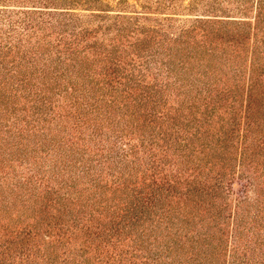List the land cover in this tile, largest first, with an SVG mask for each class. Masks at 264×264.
I'll use <instances>...</instances> for the list:
<instances>
[{
    "label": "rangeland",
    "instance_id": "rangeland-1",
    "mask_svg": "<svg viewBox=\"0 0 264 264\" xmlns=\"http://www.w3.org/2000/svg\"><path fill=\"white\" fill-rule=\"evenodd\" d=\"M244 1L0 0V15L4 10L19 11L18 14H14L18 20L26 16L25 13H21L26 9H33L35 6L44 8L42 13L30 14L34 17L29 16L28 23H17L16 27H9L7 21L0 22V35H2L0 38L10 39L8 45L0 46V87L6 88V91L2 92L7 95L11 94V98L4 105L5 109L0 106V160H3V163L0 162V185L2 186L0 189V264H196L198 261H192L189 258L188 260L176 261V251H173L174 249L171 252L169 249H164L163 252L159 251L155 254L156 244L153 237L150 239L154 242L153 244L147 241L143 248H139L133 240L135 234L124 232L116 236L117 221L120 219V216H116L113 212L116 206L103 210V204L119 202L124 205L125 202L129 201L131 197L124 195L112 198L115 194L112 190L117 186L120 187V190L116 193L120 194L123 190H126V193L131 192L134 186L140 188L149 184L152 190H155L158 194L155 197L157 213L174 207H178L182 213L194 211L198 215L196 218L199 221L195 231L197 229L204 231L207 228L206 225L203 226L204 222L199 218L207 215L212 216L214 212L219 210L223 211L222 226H220L218 219L215 221L213 216L211 218L213 222L217 223V226L211 230L212 235L216 232V237L220 236L219 229L225 228L223 236L224 250L220 256L221 262L219 261V264H236L233 262L234 244L238 248L235 254H237L240 264H264V152H260L262 155L260 153L255 156L251 155L254 160L248 159L245 163L244 160L240 161L239 153L234 152V162L232 164L231 160L229 166V168L232 166L231 169L234 170L228 174H232L234 179L236 178L235 180L238 181L235 183L234 189H231L230 180H228L231 177L228 175L225 180L223 176V173L228 171L229 168L216 167L215 171H210V164H205L200 169L195 168V165L176 163V154H169L166 157L165 147L148 143L150 148L147 154L149 156L148 162L144 163L137 160L136 163L132 164V168H140L141 170L137 176H132L134 183L123 186V182H114L116 177L111 175L109 171L103 170V163L100 162L105 161L106 158H103L101 154L95 155L94 153L104 149L102 143L105 146L109 144V134H112L113 131L105 127L103 132L106 133L96 132L95 121L97 120H95V116L98 112L95 109L94 111L91 109L93 112H89L90 114L87 115L91 118L89 120L90 127L84 124L78 105L75 104V97L69 94L71 87L68 88V91H65L57 85V79L54 70H52L56 65H59L58 67L66 65L63 61H52V58H57L59 54H63L62 57L66 62L71 61L64 53L68 51L56 46L63 43L61 40L65 37L66 32L61 21L64 23L68 18H83L86 21L80 24L86 26L90 24V26L95 27L101 22L109 21L106 19L103 21L100 17H91L93 12H99L100 9L112 10V16L117 14L118 11L123 13L144 11L148 12V16L142 19V24L145 26L159 24V29L176 35L180 28L190 26L197 16L218 14L254 16L256 13L254 7L249 11L241 9ZM91 18L92 20H89ZM250 28L249 25H244V29ZM230 43V41L227 42L224 48L216 47L217 52L241 50L236 52H240L242 58L238 59V63L233 58L232 60L229 59L224 65L226 74L222 73L223 75L219 81L225 84L237 83L239 86L240 100L237 107L240 111L238 114L240 118L241 115L245 114L247 100L252 101L257 95L253 90L258 80L257 86L259 87L257 88L259 91L264 92V65L260 63L256 65L249 61L250 53L247 51L256 49L252 44L253 40H246V43L250 44L248 49ZM25 44H29V48L26 49ZM84 55H79V58H83ZM89 56L92 58L93 53ZM160 67H163V71H161L163 77L158 74L160 73ZM167 69V65L161 63L156 65L155 62L152 70L158 76L155 80L171 84H176L178 79L183 82L181 78L176 77L174 74L167 76ZM45 74H48V76H45ZM154 76V73H151L146 80L153 81ZM201 79L200 84L208 87L209 83L205 82L206 79L202 77ZM52 82H55V84L49 93L46 87L50 88ZM249 83H252L251 85L255 83L253 89ZM30 90L31 93H29ZM60 90L62 91L60 92ZM173 96L175 97L171 98L170 106H168L171 112H174L172 106H180L185 98V92H180L178 101H176V93ZM43 101L46 102L44 105L45 110L41 115L35 110V106L37 103H40L39 105L44 104ZM121 102L123 104V101ZM162 109L164 110L163 107H159L157 110ZM230 115L225 114L228 117ZM163 118L164 114L160 113L154 117L150 116L146 122L149 126L148 132L164 133V130L160 129V125L164 123ZM215 118L219 119L217 116ZM261 119L263 120L264 129V118L261 117ZM80 124L83 125V134H81ZM219 125L220 123L213 121L214 127ZM53 131H57V133L51 135ZM36 133L48 134V136H37ZM20 134H23V137L19 136ZM137 134L139 133L129 135L128 138L133 136V141L137 142L139 139ZM56 136L61 139L57 144V148L53 144L50 145V148L43 147L45 142H50ZM82 136H85V138ZM262 138L264 139V137ZM38 139L42 141L41 145L37 143ZM239 139L240 137L236 139V146L241 150L244 144H240ZM8 141H10L9 144ZM28 141H31L29 147L26 145ZM160 142L162 143L163 139H160ZM83 143L89 144L85 150V160L91 159L93 154L94 158L99 159V162L94 160V165L91 168L92 175L96 178L95 182L111 188L105 191V195L99 191L97 197L101 203L97 204V207L100 210H94L93 213H91V210L78 212L81 208L78 204H75L77 199L75 192L78 185L71 186L76 179L64 174L58 181L54 180V176L59 173V170L51 167L54 165L60 147H65L67 151L73 153L75 150L80 149L79 147L84 149L86 145ZM261 144L264 148V142ZM12 145H19L22 150L20 149L19 153L13 155V166L10 167L7 166L6 156H9ZM28 148L32 157H28L26 154ZM36 156L38 160L34 159ZM27 158H30L28 163ZM32 162L35 166H37V163L45 162L47 167L41 171V174L36 176L37 178L42 176L44 179L38 181L34 176L31 178L30 184L38 185L43 189L47 185L59 189L60 194L63 195L62 197L67 203L66 208H63L56 193L50 194L51 198L46 199L48 203L47 210L43 213L42 220H52L54 218L53 222L58 223L57 228L54 230L48 229L46 222H43V225L38 226L37 229L34 228L33 225L37 219L31 217L29 211L28 214L21 215L20 213L22 211V201L18 203L17 208L12 209L9 213V209L6 210V208L14 207L12 206L14 198L21 200L24 196H29L27 190H30L31 186H27L26 183L21 185L20 177L21 174L25 176L33 175L34 172L30 168ZM64 171L65 169L62 170V172ZM201 178L208 181L201 183L199 181ZM59 181L61 182L59 183ZM247 181L251 183V186L247 191L248 194L243 196L241 185ZM87 184L92 185V183ZM62 185H64V188L60 189ZM83 185H86V183L84 182ZM99 188L101 187L99 186ZM148 191H151V189ZM65 192L68 193L65 194ZM13 194L14 197L12 198ZM44 196L42 195V198ZM120 196H124V202L120 200ZM3 198V205L5 204V206H2ZM26 203L28 206L31 205L29 201ZM45 205L44 203V208ZM242 208L244 221H241L243 228L241 227L242 231L240 232L236 230L240 225L237 226L234 217H237L235 215ZM102 212L104 213L102 214ZM76 217L79 220L75 222L74 218ZM211 219H205V224ZM8 223L9 225H7ZM120 226L123 227V225ZM206 235L208 234H203V237ZM215 243H218V238H212L210 243L208 239L207 245L208 247H214ZM96 245H100L101 248L97 249ZM119 253L124 255L122 260ZM211 258L212 256L209 259L202 260L203 264L215 263ZM107 260L109 263H105Z\"/></svg>",
    "mask_w": 264,
    "mask_h": 264
},
{
    "label": "trees",
    "instance_id": "trees-1",
    "mask_svg": "<svg viewBox=\"0 0 264 264\" xmlns=\"http://www.w3.org/2000/svg\"><path fill=\"white\" fill-rule=\"evenodd\" d=\"M253 7L256 10L254 16L223 14L197 16L190 26L180 28L176 35L159 29V24L152 26L142 24V19L148 16V12L144 11L135 13L118 11L112 16V10L100 9L99 12H93L91 17H100L103 21H105L104 19L109 21L101 22L95 27L90 26V24L87 26L80 24L86 20L79 17L68 18L64 23L61 21V24L65 26L66 34L61 40L63 43L56 46L68 51L64 53L71 61L66 62L62 57L63 54H59L57 58H52V61L59 60L66 64L61 67L56 65L52 69L57 79L56 84L65 91L71 87L69 94L75 97V104L78 105L84 124L90 127L89 120L91 118L87 115L95 109L98 112L95 116V120H97L95 121L96 132L106 133L103 132L105 127L113 131L112 134H109V144L105 146L102 143L104 149L94 153L95 155L101 154L103 158H106L100 163H103V170L109 171L111 175L116 177L114 182H123V186L134 183L132 176H137L141 169L132 168V164L136 163L137 160L144 163L148 162L149 156L147 154L150 149L148 143L165 147L166 157L169 154H176V163L195 165V168L200 169L205 164H210V171H215L216 167L229 168L231 160L232 164L234 162L235 151L239 153V159L240 161L244 160V163L248 159L254 160L253 156L264 152V148L261 146V143L264 142L262 138L264 137L263 120L261 119V117L264 118V92L257 88L259 87L257 86L259 80L256 83V89L253 90L257 94L256 97L252 101L247 100L245 114L239 118L240 111L237 107L240 100L239 86L237 83L225 84L219 79L223 75L222 73L226 74L224 65L229 59L232 60L233 58L238 63V59L242 58L240 52H236L241 50H233L231 51L232 54L230 51L228 54L225 50L222 53L216 50V47L224 48L229 41L231 45L248 49L250 44L246 43V40L251 39L256 49L247 51L250 53L249 61L256 65L258 63L264 65V49H262L264 47V0H245L241 9L249 11ZM43 9L36 6L33 9H26L21 12L26 14L21 20L15 18L14 15L18 14L19 11L4 10L0 15V22L7 21L9 27H16L17 23H28L29 16H33L30 14L42 13ZM246 24L251 28L244 29ZM4 39L0 38V46L9 44L10 39ZM25 48H29V44H25ZM91 53H93L92 58L89 56ZM83 54H85L83 58H79V55ZM155 62L156 65L160 63L167 65V76L174 74L183 82H180L178 78L177 85L156 81L158 76L152 72ZM159 71L158 74L162 76L163 67H160ZM151 73H154L155 78L153 81H147L146 79ZM201 77L206 79V83H209L208 87L200 84ZM234 78L236 77L234 76ZM54 84L55 82H52L50 88L46 87L49 93ZM251 84L249 83L253 89L255 83L254 85ZM0 89V106L5 109L4 105L11 98V94L7 95L2 92L6 91L4 87H0ZM180 92H185V98L179 107L172 106L174 112H171V109H168L169 102L171 98L175 97L173 96L175 93L176 101H178ZM204 93L206 94L204 95ZM42 103L44 104L39 105L40 103H37L35 106V110L41 115L44 113L46 102L43 101ZM159 107H163L164 110H157ZM158 113L164 114V123L160 125V129L164 130V133L157 134V131L149 133V126L146 122L150 116L154 117ZM225 114L231 115L228 117ZM119 115L121 116L118 118ZM216 116L219 119H216ZM213 121L220 123V125L214 127ZM80 126L81 134H83V125L80 124ZM212 128L214 129L213 132ZM136 132L139 133L137 134L139 139L134 142L133 136H131L132 138L128 137ZM56 133L57 131H53L51 135ZM35 135L48 136V134L38 133ZM19 136L23 137V134ZM82 137L85 138V136ZM238 137H240L238 142L244 144L241 150L236 146ZM160 139H163L162 143ZM59 140L61 139L56 136L50 142H45L43 147L50 148V145L53 144L57 148ZM9 143L10 141H8ZM37 143L41 145L42 141L38 139ZM30 144L31 141H28L26 145L29 147ZM83 144L86 145V143ZM88 146L89 144L84 149L79 147L80 149L73 153L67 151L65 147H60L54 165L51 166L59 170V173L54 176V180L58 181L64 174L76 179L71 186L78 185L75 192L77 195L75 204L81 207L79 213L87 210H91L93 213L94 210H100L97 207V204L101 203L97 197L99 191L104 194L106 190L111 189L95 182L96 178L93 177L91 168L94 165V160L99 162V159L94 158L93 154L91 159L85 160L84 154ZM20 149L22 150L19 145H12V153L10 151L9 156H6L7 166H13V155L19 153ZM26 154L28 157H32L29 148ZM260 154L262 155V153ZM35 158L38 160L37 156ZM29 159H26L27 163ZM0 162L3 163V160ZM30 166L34 172L33 175L21 174L20 177L21 185L26 183L27 186H31L30 190H27L29 196H24L21 200L14 198L12 204L14 207L6 208V210L9 209V213L12 209L17 208L18 203L22 201L20 213L21 215L28 214L29 211L31 217L37 219L33 225L34 228L37 229L38 226L43 225V222H46L48 229L54 230L58 225L57 222H53L54 218L42 220L43 213L47 210L46 199L51 198L50 194L56 193L63 208H66L67 203L59 189L48 185L43 189L38 185L30 184L31 178L34 176L37 178V174H41V171L47 167L46 163H37L35 166L32 162ZM231 167L223 173V176L225 180L228 175L231 177L228 180H230L229 185L232 189L238 180H235L236 178L234 179L232 174H228L234 170ZM37 168L39 169L37 170ZM64 169L65 171L62 172ZM242 172L244 171L242 170ZM40 179L44 178L39 176L36 180L41 181ZM199 181L203 183V181L208 180L201 178ZM84 182L86 185H83ZM87 183H92V185ZM241 186L242 195H247L251 183L249 181L243 182ZM63 188L64 185L60 189ZM149 189L151 191H148ZM119 190V186L112 190L115 192L112 198L124 195L131 197L129 201L125 202L124 205L119 202L103 204V210L116 206L113 212L116 216H120L119 221H117L116 236L124 232L135 234L133 240L139 248H143L147 241L153 244L154 242L150 240L153 237L156 244L155 254L159 251L163 252L164 249H169L170 252L174 249L176 261L188 260L189 258L192 261H198L196 264H203L202 260L212 256L211 260L215 262L213 264H219L220 256L224 250L225 228L219 229L220 236L216 237V232L212 235L211 230L217 226V223L213 222L211 218L213 216L215 221L218 219L220 226H222L223 211L219 210L214 212L212 216L207 215L199 218L204 222L203 226L206 225L207 228L204 231H200V229L195 231L199 221L196 218L198 215L194 211L182 213L178 207H174L157 213L155 197L158 194L152 190L150 184L140 188L134 186L131 192L126 193V190H123L117 194L116 192ZM42 195L45 196L42 198ZM124 196H120V200L123 202L125 201ZM11 197L13 198L14 194ZM27 201L31 203L30 206L26 203ZM3 202L4 198L2 206H5ZM44 203L46 204L45 208ZM243 214L242 208L235 215L237 217H234L237 226L240 225L236 230L240 232L243 228L241 226V221H244ZM205 219H211V221L205 224ZM74 220L76 222L79 219L76 217ZM47 221L49 222L47 223ZM195 232L197 233L195 234ZM203 234L208 235L203 237ZM183 238L185 239L183 240ZM212 238H218V243H215L214 247H208V239L210 243ZM96 246L97 249L101 248L100 245ZM233 247L235 250L233 262L240 264V260L235 254L238 248H236V244ZM119 256L121 260L124 257L123 253H119ZM105 263H109V261L107 260Z\"/></svg>",
    "mask_w": 264,
    "mask_h": 264
}]
</instances>
